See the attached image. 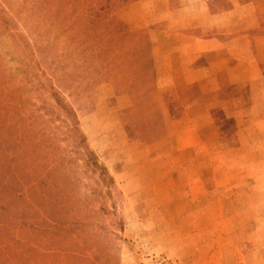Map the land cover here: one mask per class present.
I'll return each mask as SVG.
<instances>
[{
    "label": "rangeland",
    "instance_id": "obj_1",
    "mask_svg": "<svg viewBox=\"0 0 264 264\" xmlns=\"http://www.w3.org/2000/svg\"><path fill=\"white\" fill-rule=\"evenodd\" d=\"M202 7L230 3L0 0V264H264V75L213 103L163 90L180 35L219 37Z\"/></svg>",
    "mask_w": 264,
    "mask_h": 264
},
{
    "label": "crops",
    "instance_id": "obj_2",
    "mask_svg": "<svg viewBox=\"0 0 264 264\" xmlns=\"http://www.w3.org/2000/svg\"><path fill=\"white\" fill-rule=\"evenodd\" d=\"M228 1L230 7L218 15L211 14L209 7H202L200 13H206L204 17L202 15V19L205 21L208 19L212 24L208 25L198 20L194 22L195 28L211 27L210 30L218 31L219 37L206 39L198 35H180L177 50L175 53H168L167 58L170 61L171 56L177 58V75L183 79L184 88L165 87L163 89L165 92L172 89L175 91L193 89L202 92L203 97L206 96L203 93L207 92L210 93L207 96L209 101H212L210 103H213L216 92H253L255 88L252 86L255 84L259 88L258 83L264 75L262 70L264 66V0H260L259 4ZM216 20H219L221 25H216ZM186 23L185 29H191L192 22L186 21ZM163 68L169 71L172 70L173 65ZM171 72L166 74L170 76ZM172 75H175L174 72ZM220 76L227 77V81L219 84ZM162 80L165 81V79ZM198 105L201 103L195 99L191 106L186 107V111H195ZM213 109L214 107L210 104L203 115L210 116ZM203 115H196L199 118L197 120H200ZM187 117L193 118L188 119L187 122H197L193 115H187Z\"/></svg>",
    "mask_w": 264,
    "mask_h": 264
},
{
    "label": "trees",
    "instance_id": "obj_3",
    "mask_svg": "<svg viewBox=\"0 0 264 264\" xmlns=\"http://www.w3.org/2000/svg\"><path fill=\"white\" fill-rule=\"evenodd\" d=\"M109 1L110 0H106V3L108 4L109 3ZM87 14H88V16L89 17H87V18H91V16L93 15L94 17H96L95 19H94V23H98L97 25H103V23H105V22H114V18L113 17H109V15L108 14H105V8L103 7V9L102 10H98V12H96V13H94L93 11H88L87 12ZM143 60H145V59H142V58H140L139 56H138V59H137V64L135 65V67L137 68V66H138V68H141V69H143L144 68V62L142 63V61ZM134 81V80H133ZM133 81H132V83H133ZM64 108L67 110V112L68 113H70L71 114V111L64 105ZM1 131V130H0ZM2 132V131H1ZM0 132V133H1ZM73 133H75V135H79L78 133V130H77V127L74 125V127H73ZM78 140H79V142H80V146H82L83 145V143H85V141H84V139H83V137H78ZM4 141V140H3ZM3 141H2V138H1V135H0V147H1V145H2V143H3ZM86 155L89 157H87V164H88V166H90L92 169V172H98V174H99V177H101L102 178V180L105 182V181H107L106 180V174H105V171H103L104 169H102L98 164H97V161H96V159L95 158H93V156H92V154L91 153H89V151L88 150H86ZM50 173V172H49ZM48 173V174H49ZM107 182H109V183H113L112 181H111V179H110V181H107ZM1 190H3V188L1 189ZM1 192V191H0ZM45 206H54V203H53V199H47V200H45ZM55 222V224H56V221H55V219L54 218H51L50 216H48L47 218H46V221H45V223L46 224H53ZM58 223V222H57ZM1 224V223H0ZM58 226L59 227H62V225H60L59 223H58ZM73 253H68L67 252V260H70V258L69 257H71V260H73L74 262H77V263H80V264H92V262H91V259L89 258L90 256L89 255H87L86 253H84V254H80V253H74V251H72Z\"/></svg>",
    "mask_w": 264,
    "mask_h": 264
}]
</instances>
